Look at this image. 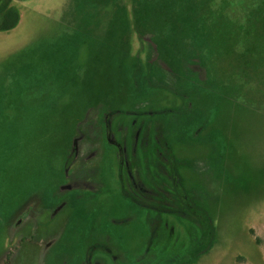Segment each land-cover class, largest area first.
Returning a JSON list of instances; mask_svg holds the SVG:
<instances>
[{
  "label": "rangeland",
  "instance_id": "obj_1",
  "mask_svg": "<svg viewBox=\"0 0 264 264\" xmlns=\"http://www.w3.org/2000/svg\"><path fill=\"white\" fill-rule=\"evenodd\" d=\"M175 1L182 2L109 0L101 8L92 0H0V264H87L89 254L90 264H264V62L232 53L235 39L222 27L232 22L227 16L215 27L229 32L226 53L212 65L216 74L200 63L210 61L217 32L195 11L178 14L190 29L166 35L175 45L138 36L137 24L150 22L158 33L163 21L175 20L162 13ZM232 1L240 20V4L254 3ZM137 12L143 24L134 23ZM189 32L193 41L184 46ZM146 43L156 46L154 55ZM203 49L202 62L184 67ZM164 56L174 57V67H162L176 76L163 78L154 65L147 81L146 62ZM231 65L243 67L258 90L223 89L218 71ZM108 110L128 113L115 115L117 139V126L133 133L135 119L151 128L134 168L149 189L171 188L176 213L145 209L127 196L115 148L105 140L93 174L98 190L69 191V203L51 213L77 126L100 122ZM172 168L183 181L176 190ZM148 202L160 206L155 197Z\"/></svg>",
  "mask_w": 264,
  "mask_h": 264
},
{
  "label": "trees",
  "instance_id": "obj_2",
  "mask_svg": "<svg viewBox=\"0 0 264 264\" xmlns=\"http://www.w3.org/2000/svg\"><path fill=\"white\" fill-rule=\"evenodd\" d=\"M138 1V0H136ZM232 0H189V2H185L184 0L181 1H175V2H166L163 5V14L165 16H177V18L173 21H163V24L161 25V30L160 32L156 33L154 29L151 28L150 22L147 23V26L145 28L138 27L137 22H141L140 18H138V12L134 17V23L137 24L135 27V30L138 32V36L141 38L144 35H148L152 38L153 42L156 43L155 39H158L160 43H162L163 47H168L170 45H175L176 42H178V39L170 38L166 36L169 34H175V31L179 27V29H190L188 21L185 19L184 16H179L178 14L183 15H191L194 13L198 16L199 19L203 21L205 25H212V32H217V39L214 40V45L212 48V51L210 52L209 60L204 61L203 58L208 54V52H205V49L201 50L197 54V58L199 61L196 62L195 59L190 62V63H185L182 60L181 54H177V61H183L184 67H190L193 68L196 65V63H200L202 66L206 65L207 68L212 69V72L215 73L214 67L215 65L219 64V60L224 56V47L227 43L226 31L225 29H216L215 27L217 26V23H220L219 21L221 19H225V16L232 22L228 24V22L222 27H230L231 30L229 32L235 39L232 45V53L239 57V59H245L246 58H251V61L256 63L259 61L260 63L264 62V0H253L254 3L251 4H240L243 9V19L240 20V17L238 16L239 11L236 12L234 9H232L231 6H233ZM109 0H92V3H95V5H100L102 6L101 8L105 7V5H108ZM120 8H122V5L120 4ZM135 9V6H134ZM90 10V9H89ZM91 11V10H90ZM115 13H119L118 11ZM212 18V20H211ZM168 19V18H165ZM212 21V23H209V21ZM143 24V22H141ZM146 25V24H145ZM201 26V24H198ZM204 27V25H202ZM207 26H205L207 28ZM208 29V28H207ZM118 30L123 32V38L124 45L128 48V38H126V33L121 28V25H119ZM130 30V29H129ZM134 31V30H133ZM228 32V33H229ZM230 35V34H229ZM229 40V38H228ZM127 41V42H126ZM193 41V38L191 37V33L187 34L183 40L182 43L184 46H189L191 42ZM146 46L149 48L148 52L152 55L155 54L154 48L146 43ZM129 49V48H128ZM160 49V48H159ZM160 51H162L160 49ZM161 54L164 55V53L161 52ZM154 57V56H153ZM174 57H166L164 56V62L162 63L163 65H167L169 67H174ZM140 60V59H139ZM141 61V60H140ZM262 61V62H261ZM167 63V64H166ZM145 64V63H144ZM263 64V63H262ZM146 70H147V81H150V76H151V69L153 68L154 65H156L160 70H162L163 74L165 75L163 78H172L176 76L177 70L175 72L173 71H168L165 70L161 64L153 62L152 59H150L149 62H146ZM213 65V68H212ZM255 65V64H254ZM264 65V64H263ZM166 66V67H167ZM243 67H234V66H228L223 68L221 71H218V75H221V78H223V82H220L221 87L224 89L225 87H228L231 89L230 95H237V94H243V93H249L252 94L254 90H258L253 82H248L247 78L245 76H242L245 71L242 69ZM209 74V72H207ZM216 74V73H215ZM216 75V76H218ZM227 79H231L233 81V84H229L227 82ZM225 80V81H224ZM250 80V79H248ZM261 87V86H260ZM165 89H169L168 86L165 87ZM172 92L175 96L178 95V92L175 91H170ZM249 104H254L253 107H256L255 104H260L259 101H256L255 103L250 102ZM248 105V104H247ZM167 112H172V110H166ZM113 113L115 112L116 114L118 113H124L121 111H112ZM127 113V112H126ZM128 114V113H127ZM152 115L158 114V112H152ZM177 187H179L180 184L183 185L182 177L179 175L177 178H175ZM133 191L131 192V194ZM136 194V195H135ZM179 197V196H178ZM186 198L185 196H180L179 198L183 199ZM130 198H133V200L144 202V198H141L139 194L134 193ZM175 201V200H174ZM166 205V204H165ZM161 206V204H160ZM162 211V210H161ZM167 212V211H163ZM9 217V216H7ZM1 221V220H0ZM5 225H1L0 222V233L3 230Z\"/></svg>",
  "mask_w": 264,
  "mask_h": 264
},
{
  "label": "flooded vegetation",
  "instance_id": "obj_3",
  "mask_svg": "<svg viewBox=\"0 0 264 264\" xmlns=\"http://www.w3.org/2000/svg\"><path fill=\"white\" fill-rule=\"evenodd\" d=\"M152 60L153 62H158L162 65L157 57L152 58ZM125 113L126 111L124 114ZM115 115V112L113 113L112 110H108L103 114V118L100 119V122H95L93 125H86L85 123H87V121H84L77 126L76 131L71 138L69 152L68 150L66 152L62 176L63 181L60 182L55 195V197L59 200V203L51 211V213L55 211L53 216L58 213L57 211L62 210L69 203L66 199H64V196L67 192L74 190L96 192L98 190L97 183L93 178V174L95 170V162L96 159L99 158V155H101V144L104 140L115 148L120 170V177L125 180L128 191H130L127 196L130 197L132 194L137 192L141 198L145 199L142 203L131 198L134 203L145 209L156 212H160L161 210L167 211L168 213L177 212V208L173 203V201L176 199V195L171 193L169 190L171 188L167 187L168 190H166L164 187L160 188L159 185V189H156L155 191L149 189L139 178L138 170L134 168L132 157L135 156L139 145L148 146L149 142L145 138V133L150 131L151 128L142 126L137 121V119H135L132 122L133 133L129 134V126H117V130L121 134V138L117 139L115 133L113 132V127L116 123L114 121ZM101 133L103 134L101 135ZM96 137L98 138L97 141ZM157 156L163 160L165 159L162 152H157ZM91 165L92 167H90ZM168 173V177L171 179L170 183H172V189L176 190L178 187L175 181L176 177L174 168L171 169V173L170 171ZM63 186H66L67 188L62 189ZM132 191L133 193L131 194ZM150 196L155 197L156 201H158L161 206L151 205L148 202V198H150ZM22 221L23 220L16 222L15 225L18 227ZM154 225L155 230L158 225L153 223V226ZM90 259L91 255L89 254L86 261L87 264H90Z\"/></svg>",
  "mask_w": 264,
  "mask_h": 264
},
{
  "label": "water",
  "instance_id": "obj_4",
  "mask_svg": "<svg viewBox=\"0 0 264 264\" xmlns=\"http://www.w3.org/2000/svg\"><path fill=\"white\" fill-rule=\"evenodd\" d=\"M156 49V46L154 47ZM67 187L66 186H63L62 189H66Z\"/></svg>",
  "mask_w": 264,
  "mask_h": 264
}]
</instances>
